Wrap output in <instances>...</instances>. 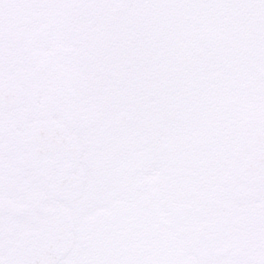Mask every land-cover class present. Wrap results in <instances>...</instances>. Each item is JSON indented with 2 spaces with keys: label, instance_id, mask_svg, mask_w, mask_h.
<instances>
[{
  "label": "snow or ice",
  "instance_id": "obj_1",
  "mask_svg": "<svg viewBox=\"0 0 264 264\" xmlns=\"http://www.w3.org/2000/svg\"><path fill=\"white\" fill-rule=\"evenodd\" d=\"M0 264H264V0H0Z\"/></svg>",
  "mask_w": 264,
  "mask_h": 264
}]
</instances>
